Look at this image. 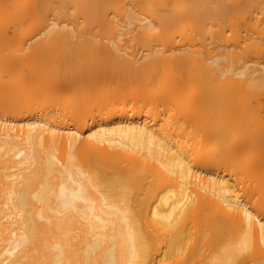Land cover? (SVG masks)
<instances>
[{
    "label": "bare ground",
    "instance_id": "obj_1",
    "mask_svg": "<svg viewBox=\"0 0 264 264\" xmlns=\"http://www.w3.org/2000/svg\"><path fill=\"white\" fill-rule=\"evenodd\" d=\"M0 264H264V0H0Z\"/></svg>",
    "mask_w": 264,
    "mask_h": 264
},
{
    "label": "rangeland",
    "instance_id": "obj_2",
    "mask_svg": "<svg viewBox=\"0 0 264 264\" xmlns=\"http://www.w3.org/2000/svg\"><path fill=\"white\" fill-rule=\"evenodd\" d=\"M127 30H128V32H127L126 35L129 34V29H127ZM8 35L11 36V31L8 33ZM15 49L16 48H14V50ZM128 50H130V49H128ZM59 67H60L61 73H65L66 70H72V72H75V71L78 70V68H74V63L73 62H69L68 64L67 63L66 64L63 63L62 65L60 64L58 66V68ZM65 95L66 96H71L72 98H66L67 101L65 99H60L59 101L51 103V104H47V103L46 104H42L41 102L38 101V103L41 104V105H37L38 103L36 104V102L35 103L33 102V103H31L32 108L33 109H39L40 108V107L38 108L36 106L33 107V104L34 105L36 104L37 106H43L44 105L43 110L46 108V106H48L49 108L50 107L51 108H57V109L54 110L55 111L54 113L61 112L63 114L64 118L68 122H72L73 119H75L78 122L79 120H83V118H86L87 116H89L90 114L95 112L93 110L92 111H89V110H83L82 111L78 106H76V101L83 96V94H81V87L80 86L70 87V89L66 90ZM28 104H30V103L29 102H25L24 105L22 104L21 106L23 108L31 107ZM55 115H57V114H55ZM71 118H73V119H71Z\"/></svg>",
    "mask_w": 264,
    "mask_h": 264
}]
</instances>
